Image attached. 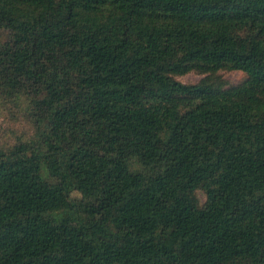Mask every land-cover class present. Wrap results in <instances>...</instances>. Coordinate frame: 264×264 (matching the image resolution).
<instances>
[{"label":"trees","instance_id":"obj_1","mask_svg":"<svg viewBox=\"0 0 264 264\" xmlns=\"http://www.w3.org/2000/svg\"><path fill=\"white\" fill-rule=\"evenodd\" d=\"M0 109V264H264V0H0Z\"/></svg>","mask_w":264,"mask_h":264},{"label":"rangeland","instance_id":"obj_2","mask_svg":"<svg viewBox=\"0 0 264 264\" xmlns=\"http://www.w3.org/2000/svg\"><path fill=\"white\" fill-rule=\"evenodd\" d=\"M223 76L233 85L240 83L244 75L240 72H223ZM201 79V76L189 73L176 80L183 84H195ZM10 114L9 110L0 109V144L13 143L15 138L22 134L29 133L30 127L21 118ZM202 198V196H200Z\"/></svg>","mask_w":264,"mask_h":264}]
</instances>
